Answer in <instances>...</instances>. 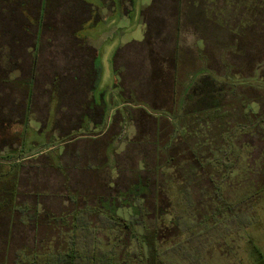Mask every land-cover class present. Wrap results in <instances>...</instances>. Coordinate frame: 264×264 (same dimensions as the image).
Here are the masks:
<instances>
[{
	"label": "rangeland",
	"instance_id": "1",
	"mask_svg": "<svg viewBox=\"0 0 264 264\" xmlns=\"http://www.w3.org/2000/svg\"><path fill=\"white\" fill-rule=\"evenodd\" d=\"M48 1L39 29L38 2L0 0V170L18 166L14 209L0 215V264L63 253L72 234L82 243L72 224L85 209L114 264L152 263L142 236L155 241L156 264H250L252 247L264 255L263 42L239 55L194 0ZM81 23L90 53L60 51L57 38ZM90 56L101 67L93 93ZM213 110L221 119H203ZM219 158L225 230L212 227L214 200L198 191ZM188 165L201 177L189 215L178 182ZM110 207L139 240L123 248V231L100 216Z\"/></svg>",
	"mask_w": 264,
	"mask_h": 264
},
{
	"label": "trees",
	"instance_id": "2",
	"mask_svg": "<svg viewBox=\"0 0 264 264\" xmlns=\"http://www.w3.org/2000/svg\"><path fill=\"white\" fill-rule=\"evenodd\" d=\"M34 1L39 3V7L37 9L38 12L37 26L40 29L44 18L43 12L45 11L46 7L50 5V2L48 0H34ZM237 1L239 8L236 10L238 13V17L236 16L237 18L235 19L233 17L234 14H230L231 11L230 7L232 6L231 4H234ZM194 2L198 6H203L205 9L207 8L206 9L207 15H205V17L209 20L210 26L216 29L218 28L219 30L223 31L224 33H221L223 35L224 34L226 36L228 34L231 35V42L234 43L233 49L234 50L237 49L239 55L244 56L245 54L243 53H246L248 51L252 53L254 50H256L258 43L260 41H262L264 44V0H223L220 6L217 4V0H194ZM217 11L221 12L222 14L221 18H219L220 20L219 25L214 24L215 17L218 13ZM227 17H229V20H227ZM60 18L61 20H63L62 23L65 24H71L77 22V20H74L70 15L67 14H62ZM192 22L195 25L200 24L196 22V20H192ZM82 24L84 23L80 24V29L76 31H72L69 35H67V37L57 38L59 39L58 41H60L59 42L60 51L63 50L68 51V54H70L71 56H73V54H75L76 51L77 54L80 51L81 52L86 51L87 54L90 53L89 50L84 48L85 44L82 43L86 38H80L79 36H77L78 31L81 30ZM260 33L262 34V36L258 38L257 34L260 35ZM38 37L39 36H36V38ZM229 43L230 42H228V44ZM141 46L143 47V44L142 45H140V43L137 44L133 43L132 45L129 44V47H136V50H138ZM34 48H36V45L34 46ZM261 52L262 51H260V53ZM119 55L120 52L118 51L116 52L115 57ZM90 57H91L90 70L87 71V69L86 68L85 69L87 71L86 76L90 79L91 92L93 93V90L97 85L98 79L100 78L101 67L98 64V57L96 56L95 57L90 56ZM255 61L257 63V60ZM34 62L35 60L33 61L32 64L33 66H34ZM33 71L34 70L32 68L30 72L29 80H27V87L29 90H31L32 79L34 78V74H32L34 73ZM94 101L89 102L90 105H88V107H90L92 105L91 103H93ZM84 108H87V106H85ZM84 108L81 109L83 110ZM216 112H217L216 110H213L211 111V113H207L206 115H204L203 119H207L208 122H214L215 120L221 119L222 115L217 114ZM3 141H6V139H2L0 143H3ZM224 152L225 151L223 152L221 151V153ZM216 163L218 165L217 168L216 166L212 165L213 167L208 171V176L206 177L207 180L209 179L208 181H210L211 184L210 186L213 187L214 189H212L211 187H207L205 189L202 188L199 189L198 188L199 186H196L201 181V177L198 171L199 168L192 167L191 165H188V168L186 167L179 168V170L180 169L182 170V175H181L182 181L181 179L178 180L179 192H180L179 194L186 201V205H188L189 208L188 215L193 212V208H194L190 193L191 191L195 190L194 188H198L199 193L201 194V196L203 195V198H207L206 200H208V198L213 199L215 203V209H212L210 214L214 222V226L212 227L216 229L221 228L225 230L226 228H224V226L220 223V221L222 220V218L220 217H222V213H223L221 211H224L223 208H221V205L225 206L226 204L222 198L223 188L221 187L222 186L221 183L226 175L225 166L227 163L224 158L223 159L219 158V160L216 161L215 164ZM17 168L18 166L14 165L12 167H9L8 170L7 169L0 170V215L5 213H10L14 209V200L16 197V185H17V170H18ZM213 170H215V173H213ZM212 173L213 176H216L215 180H212L211 177ZM98 209L92 208L94 212L99 214ZM88 210L89 209L79 211V213H77L78 217L77 216L74 217V219H76V222L72 224V228L77 232V234L82 233V235L84 236L85 238L84 244H82L84 241H82V243L77 242L76 239L77 235L72 234V237L74 238L71 239L66 251H64L63 253L56 251L55 255H51L50 253H34L32 254V257L29 260L30 264H114L112 258V252H105L100 247L96 246V241L92 236L93 233L96 231V229L89 224V222L85 219V217H83V214H87L91 212V210L89 211ZM100 213H105L104 215H100V214L99 215L102 216L106 221L111 223L112 229L114 226H116L120 229L119 232L123 231V235L121 238V241L124 244L123 248H125L128 245L129 240L131 238H136L137 240H139V237L134 236L132 232L134 223L125 222L121 218L117 217L114 212V207L113 209L112 207H110L109 211L107 210L106 212L100 210ZM176 219L177 218H175V220ZM60 220L61 219L57 221ZM129 227H131L132 229L130 230ZM147 238H148L147 236H142L141 239L145 240L144 243L148 245L150 254L152 256L153 261L152 263H149L148 261V264H156V261L154 259V256H157L155 241L154 240L147 241ZM89 241H91V245H88ZM252 248L254 251L251 252L252 261L250 264H264V255H262L258 249L255 250L254 247ZM22 258H23V253H18L16 264L21 263Z\"/></svg>",
	"mask_w": 264,
	"mask_h": 264
}]
</instances>
